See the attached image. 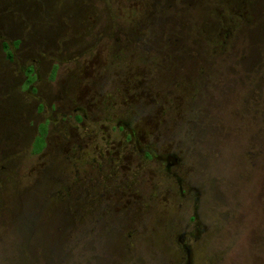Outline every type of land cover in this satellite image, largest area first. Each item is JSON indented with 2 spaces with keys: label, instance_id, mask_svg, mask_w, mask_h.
Returning <instances> with one entry per match:
<instances>
[{
  "label": "rangeland",
  "instance_id": "374dc122",
  "mask_svg": "<svg viewBox=\"0 0 264 264\" xmlns=\"http://www.w3.org/2000/svg\"><path fill=\"white\" fill-rule=\"evenodd\" d=\"M231 3L0 0V264H264V0Z\"/></svg>",
  "mask_w": 264,
  "mask_h": 264
},
{
  "label": "trees",
  "instance_id": "16d2710c",
  "mask_svg": "<svg viewBox=\"0 0 264 264\" xmlns=\"http://www.w3.org/2000/svg\"><path fill=\"white\" fill-rule=\"evenodd\" d=\"M230 1L233 3L234 6L236 4V7H238V9L236 11H238V10L241 11V14L240 13L239 14L235 13V15L239 18L240 23H243V24L247 25L248 22H252L253 17L250 14H248L249 12L246 13V10H249V7L251 8L254 5V0H230ZM234 6H233V9H234ZM230 11L231 10H229V12ZM232 11H231V14L234 15V12H232ZM231 36H232L231 30L229 29V27H226V29L223 30V33L220 36L216 37V38L219 39L220 46L226 47L225 45L228 44L229 39L231 38ZM227 48H228V46H227ZM242 58L244 60H246V61L249 60L250 53H247L246 55L242 56ZM27 73H30V69H28ZM32 79L33 78L30 77L26 81L25 85L27 86V84H29L32 81ZM202 86H203V84L200 85V90L202 89V91H203ZM195 89L198 91L196 86H195ZM206 91H207V89H206ZM208 91H210V88L208 89ZM202 96L203 95H201V97ZM203 104L204 103H202L201 100H195V101L193 100L192 102H190V106H189V111H190L189 121H190V124L192 125V129H194L195 136H197V137H199V135L202 137V135L205 134V133H203L204 131L200 132L201 129L203 127H208V126H205L206 124H205L204 121L207 120V118L210 115H209L208 109L206 107H203ZM45 134H46L45 125H43V124L39 125L38 133H37V135L35 136V138L33 140V143L36 142V147L34 148V150L31 149V152L33 154H38L43 149ZM33 143H32V145H33Z\"/></svg>",
  "mask_w": 264,
  "mask_h": 264
},
{
  "label": "flooded vegetation",
  "instance_id": "af4514ba",
  "mask_svg": "<svg viewBox=\"0 0 264 264\" xmlns=\"http://www.w3.org/2000/svg\"><path fill=\"white\" fill-rule=\"evenodd\" d=\"M18 42V41H17ZM12 46H13V48H17V43H14V42H12ZM1 47L4 49V51H5V58L7 59V60H9V61H12L13 60V52L10 50V48H9V43L8 42H6V41H1ZM28 69H30L31 71H34V68L32 67V66H29L28 68H27V70ZM95 77H97V76H95ZM29 79V77L27 78V80ZM26 80V81H27ZM33 80L34 79H32V81L29 83V84H27V86H26V88L31 92V93H34L33 92V87H31V86H29V85H31V83L33 82ZM25 81V82H26ZM26 89V90H27ZM42 108V105L40 104V109ZM76 109H79V111L81 112V108H80V106H78V108H76ZM76 113L75 115H74V119H75V122L77 123V124H79V123H81V121H82V119H83V115L81 114V113ZM49 121L48 120H46V121H44V123L45 124H43V125H46L47 123H48ZM42 125V124H41ZM125 125H127V123L125 122V120H122V118H119L118 120H116V128H118V129H122V128H124V126ZM46 127V126H45ZM114 127V128H115ZM132 135H133V133L131 132V133H127V138L126 139H130V138H132ZM44 140H45V138H44ZM154 155H152V153L151 152H149V151H144V157L146 158V159H148V160H152L154 157H153ZM156 160L158 161L159 159L158 158H156ZM165 160L167 161V167H172L173 166V164H177V159L174 157H171V156H165ZM199 218H196L195 216H192L191 218H190V220L191 221H195V220H198ZM239 219H241L239 216H238V218L236 219V218H234V221H236V222H239ZM233 221V222H234ZM189 257H190V251H188L187 249H185V261H186V264H189Z\"/></svg>",
  "mask_w": 264,
  "mask_h": 264
}]
</instances>
